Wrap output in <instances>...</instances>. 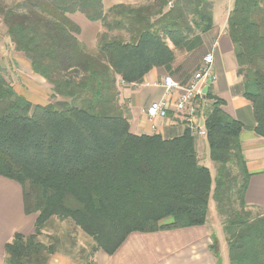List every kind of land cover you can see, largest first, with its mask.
<instances>
[{
  "label": "trees",
  "instance_id": "obj_1",
  "mask_svg": "<svg viewBox=\"0 0 264 264\" xmlns=\"http://www.w3.org/2000/svg\"><path fill=\"white\" fill-rule=\"evenodd\" d=\"M214 0H145L108 10L102 0H0V24L53 102L33 105L0 73V177L21 188L33 232L15 233L3 264H48L41 240L52 219L69 221L97 252L114 255L133 233L205 225L209 202L223 219L229 264H264V211L245 202L250 175L240 146L242 125L211 93L204 118L209 159L199 163L186 127L179 137L136 136L119 103V84L137 85L170 68L175 50L196 48L212 30ZM80 14L102 32L94 50L77 40ZM242 97L255 135L264 140V0H233L226 22ZM170 220L169 223H164ZM211 251L218 257L212 238Z\"/></svg>",
  "mask_w": 264,
  "mask_h": 264
},
{
  "label": "crops",
  "instance_id": "obj_2",
  "mask_svg": "<svg viewBox=\"0 0 264 264\" xmlns=\"http://www.w3.org/2000/svg\"><path fill=\"white\" fill-rule=\"evenodd\" d=\"M108 10L117 5L137 6L145 0H102ZM233 6V0H214L212 9V30L200 37V43L191 51L175 50V59L170 68L153 69L137 85L119 84V103L128 119L133 135H159L169 140L179 137L189 128L186 113L179 114L174 105L180 92L173 91L165 96L161 86L164 78L186 86L193 74L202 65L203 58L212 53L213 64L210 69L211 93L222 100L223 111L243 127L240 133L241 151L250 175L245 191V202L250 207L264 211V140L253 132L255 120L251 105L242 97L241 81L236 75V61L233 47L226 34V22ZM80 29L77 36L89 50H94L98 35L102 32L98 23L86 20L80 14L69 17ZM165 100L169 109L165 118L149 120L145 110L152 104ZM198 105L197 127L203 129L204 118L210 102L204 98L196 99ZM195 151L199 163L205 166L212 162L206 137L196 136ZM213 165V164H212ZM214 175V166L208 168ZM0 177V264H3L4 245L15 233L28 234L31 220L23 212L22 192L19 185ZM207 222L203 226L186 229L162 231L153 234L133 233L112 256L98 252L96 264H229L226 242L219 240ZM29 235V234H28ZM217 243L218 257L211 251L212 238ZM220 255V256H219ZM59 264H70L62 259Z\"/></svg>",
  "mask_w": 264,
  "mask_h": 264
},
{
  "label": "rangeland",
  "instance_id": "obj_3",
  "mask_svg": "<svg viewBox=\"0 0 264 264\" xmlns=\"http://www.w3.org/2000/svg\"><path fill=\"white\" fill-rule=\"evenodd\" d=\"M80 44L86 47L81 42ZM0 73L8 86L12 88L17 95L26 98L31 104L45 105L54 101L48 85H46L42 79L30 73L28 60L22 54L14 51L6 34V29L2 24H0ZM194 103L197 104L196 101ZM211 166L213 165L210 162L205 164L207 168ZM213 177H215V170ZM28 217L31 220V224L27 233L31 235L36 215H29ZM207 217L208 224L214 227L213 229L215 231L212 232L219 237V240L225 242L222 227L223 219L217 215L215 203L212 199L209 202ZM169 222L170 220H166L164 223L166 224ZM28 234H25V236H28ZM40 240L47 247L52 246L54 249V253L48 258V264H59L62 259L68 260L70 264H83L82 260H80V253L84 251L85 254L83 256H85L92 247V242L75 228L71 222L60 221L58 219H52L47 224L42 231Z\"/></svg>",
  "mask_w": 264,
  "mask_h": 264
},
{
  "label": "built area",
  "instance_id": "obj_4",
  "mask_svg": "<svg viewBox=\"0 0 264 264\" xmlns=\"http://www.w3.org/2000/svg\"><path fill=\"white\" fill-rule=\"evenodd\" d=\"M213 64L212 53L207 54L202 61V65L193 74L191 80L186 86H182L174 82L171 78H164L161 86L165 90V96L170 92H180V97L177 99L174 110L176 113H186L189 122V130L192 132L194 137L203 136L206 137L205 128L199 129L197 127L198 116V105L194 103L196 99L203 97L202 89L205 85L206 80L210 77V69ZM196 105V107H195ZM169 109L168 103L163 99L159 102L152 103L146 110L145 114L149 120L156 118H165Z\"/></svg>",
  "mask_w": 264,
  "mask_h": 264
},
{
  "label": "water",
  "instance_id": "obj_5",
  "mask_svg": "<svg viewBox=\"0 0 264 264\" xmlns=\"http://www.w3.org/2000/svg\"><path fill=\"white\" fill-rule=\"evenodd\" d=\"M211 84H212V77H209V78L206 80L205 85H204V87H203V89H202V94H203V96H205V95L207 94L208 89H209V87L211 86Z\"/></svg>",
  "mask_w": 264,
  "mask_h": 264
},
{
  "label": "bare ground",
  "instance_id": "obj_6",
  "mask_svg": "<svg viewBox=\"0 0 264 264\" xmlns=\"http://www.w3.org/2000/svg\"><path fill=\"white\" fill-rule=\"evenodd\" d=\"M211 76V75H210Z\"/></svg>",
  "mask_w": 264,
  "mask_h": 264
}]
</instances>
